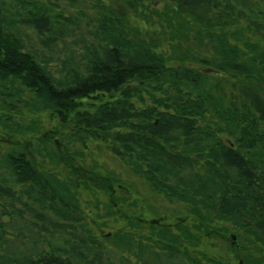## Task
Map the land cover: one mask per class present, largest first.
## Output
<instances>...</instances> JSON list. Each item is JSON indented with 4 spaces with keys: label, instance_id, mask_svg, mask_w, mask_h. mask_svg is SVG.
I'll return each mask as SVG.
<instances>
[{
    "label": "rangeland",
    "instance_id": "rangeland-1",
    "mask_svg": "<svg viewBox=\"0 0 264 264\" xmlns=\"http://www.w3.org/2000/svg\"><path fill=\"white\" fill-rule=\"evenodd\" d=\"M0 4L13 31L23 36L26 50L50 60L51 68L65 60L64 52L59 46L44 48L37 32L24 25L34 8L72 18L85 39L100 20L118 19L130 39L152 43L167 61L182 62L203 75L197 91H181L184 85L145 86L140 93L142 102L132 100L136 109L159 107V102L170 105L172 101L188 102L187 98L198 100L202 93L208 94L217 109L236 110L238 119L251 109L241 90L246 87L244 82L250 85L253 81L221 74L216 68L229 59V54L221 55L223 44L236 49L238 63L262 71L253 59L264 55V0H218L203 19L179 13L172 0H0ZM262 81L252 90L264 101L259 92V88L264 92ZM10 87L0 85V264H22L36 252L34 244L38 252L47 251L49 233L41 235L38 228L54 223L95 238L112 264H146L148 251L167 260L156 244L166 237L176 243V259L170 264H264V239L247 228V223L241 228L220 218L210 194L195 195L186 202L168 199L112 153L108 143L85 137L74 122L62 125L46 112L33 111L28 107L30 93ZM215 113L209 109L200 121L201 128L215 131L217 142L234 147L240 131L229 132L233 116L225 111L222 117H215ZM260 130L264 132V125ZM169 147L174 154L184 155L186 149L176 143ZM17 153L27 154L37 173L52 176L61 197L54 198V187L43 182L46 194L40 203L34 187L16 184L6 157ZM245 154L254 167L264 166L263 143ZM197 164L193 171L201 177V164ZM185 179L197 183L193 177ZM50 230L55 237L59 235ZM121 238L129 244L118 245Z\"/></svg>",
    "mask_w": 264,
    "mask_h": 264
},
{
    "label": "trees",
    "instance_id": "trees-1",
    "mask_svg": "<svg viewBox=\"0 0 264 264\" xmlns=\"http://www.w3.org/2000/svg\"><path fill=\"white\" fill-rule=\"evenodd\" d=\"M172 1L179 13L195 15L196 19L206 18L208 9L218 2ZM24 25L37 32L44 48L52 50L59 46L65 60L57 61L58 68H51L50 60L39 59L35 52L27 51L23 36L13 31L0 4V85L11 86L15 92L30 93L28 107L33 111L46 112L62 125L74 122L85 137L108 143L111 152L142 176L154 191L183 202L208 193L210 198H215L209 199L215 201L220 218L241 228L247 223V228L264 239V166L254 167L245 154H250L257 144H264V132L260 130L264 125V101L258 91L252 90L264 80V55L258 54L253 59L256 67H262L258 72L254 67L238 63L234 47L227 49L221 45V55L229 54V59H224L216 71L253 81L250 85L243 84L246 87L241 93L251 109L240 119L234 109H217L206 93L198 100L187 98L188 102L181 104L159 102L156 103L159 107L136 109L132 100L142 102L140 93L145 86L154 84L162 89L165 84L184 85L189 88L182 86L181 91H197L203 75L182 62L167 61L152 43L130 39L121 29L120 20L115 18L100 20L86 39L83 33L79 35L75 20L49 14L47 9L34 8ZM13 84L18 87L14 89ZM259 92L264 94L261 88ZM88 100L92 103H87ZM158 108L164 110L158 111ZM209 109L216 111L215 117H222L225 111L233 116L229 132L240 131L234 147L217 142L215 131L201 128L200 121L205 120ZM173 143L186 148L184 155L172 153L169 145ZM198 162L201 177L193 171ZM6 163L15 183L34 187L40 200L46 194L43 182L54 187V198L61 197L59 184L52 176L37 173L27 154H9ZM190 177L197 183L185 179ZM172 180L176 185L169 184ZM50 229L59 235L55 237ZM38 231L49 233L51 241H45L47 251L38 252L34 244L36 254L22 264H112L95 238L77 233L74 227L54 223L48 227L42 225ZM185 241L189 242V238ZM127 244L128 240L121 238L118 245ZM156 244L167 254V260L158 257L155 251H148L144 258L146 264H170V260L176 259L173 250L176 243L172 244L171 238H161Z\"/></svg>",
    "mask_w": 264,
    "mask_h": 264
}]
</instances>
